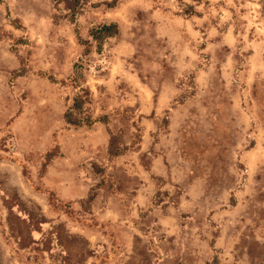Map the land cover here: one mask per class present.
<instances>
[{
  "label": "rangeland",
  "instance_id": "obj_1",
  "mask_svg": "<svg viewBox=\"0 0 264 264\" xmlns=\"http://www.w3.org/2000/svg\"><path fill=\"white\" fill-rule=\"evenodd\" d=\"M106 1L0 0V264H264V0Z\"/></svg>",
  "mask_w": 264,
  "mask_h": 264
},
{
  "label": "trees",
  "instance_id": "obj_2",
  "mask_svg": "<svg viewBox=\"0 0 264 264\" xmlns=\"http://www.w3.org/2000/svg\"><path fill=\"white\" fill-rule=\"evenodd\" d=\"M64 2L65 7L69 10L70 13V19L73 21L75 19L76 10L77 7L80 5L81 0H61ZM118 0H111L110 2L106 1L103 2L107 4L109 7H113L116 5ZM193 2H197L198 0H192ZM183 13L186 15H198V12L195 10L194 6L192 4L185 3L183 8ZM118 33V26L115 22L110 23H103L100 24L90 30V37L97 42L98 45L107 37L114 36ZM25 73V70L23 68L16 69L13 72L14 77L21 76ZM90 102V92L88 89H81V94L76 95L73 98L72 106L68 108L63 113V119L64 121L72 125L74 127H80L82 125L91 126L95 120L92 119L90 116H80L77 113L81 112L83 109V106ZM99 121L105 123L106 118H101ZM108 143H107V153L109 158L115 157L119 154L120 151L124 150V146H119V136L108 132ZM54 156V152H50L46 155L45 162L43 166L51 160V158ZM93 169L97 172H102L103 168L100 166H97L96 164H93ZM96 197V192H94V189L91 188L90 192L85 198V207L87 210H89L91 203L93 202L94 198ZM165 204H162V206Z\"/></svg>",
  "mask_w": 264,
  "mask_h": 264
}]
</instances>
